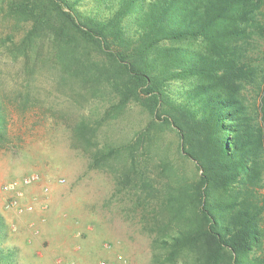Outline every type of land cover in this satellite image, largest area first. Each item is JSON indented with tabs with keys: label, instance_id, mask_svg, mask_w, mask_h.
Segmentation results:
<instances>
[{
	"label": "trees",
	"instance_id": "1",
	"mask_svg": "<svg viewBox=\"0 0 264 264\" xmlns=\"http://www.w3.org/2000/svg\"><path fill=\"white\" fill-rule=\"evenodd\" d=\"M0 13L2 59L48 64L88 107L74 134L91 166L157 204L152 264H264V0H0ZM134 105L144 125L101 140ZM5 228L0 214V264H15Z\"/></svg>",
	"mask_w": 264,
	"mask_h": 264
},
{
	"label": "rangeland",
	"instance_id": "2",
	"mask_svg": "<svg viewBox=\"0 0 264 264\" xmlns=\"http://www.w3.org/2000/svg\"><path fill=\"white\" fill-rule=\"evenodd\" d=\"M10 26L0 13V35ZM58 76L45 62L25 71L23 63L0 56L7 121V135L0 140L5 245L17 250L15 264H152L156 232L151 228L159 208L144 198L140 186L120 183L109 168L91 166L90 149L74 134L88 107L79 93L61 86ZM26 91L33 99L28 108L19 98ZM146 116L140 107H130L103 128L101 140L133 135ZM177 142L174 132L162 141L181 163L180 171L194 174L192 162L179 158Z\"/></svg>",
	"mask_w": 264,
	"mask_h": 264
},
{
	"label": "built area",
	"instance_id": "3",
	"mask_svg": "<svg viewBox=\"0 0 264 264\" xmlns=\"http://www.w3.org/2000/svg\"><path fill=\"white\" fill-rule=\"evenodd\" d=\"M34 178H35V177H33V179H34ZM31 179H32V177H27L25 181L28 182V181H30ZM28 208H29V209H32L33 206H32V205H31V206H28ZM102 264H106V262H102Z\"/></svg>",
	"mask_w": 264,
	"mask_h": 264
}]
</instances>
